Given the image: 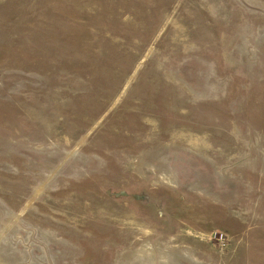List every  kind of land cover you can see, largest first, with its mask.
Listing matches in <instances>:
<instances>
[{
	"label": "rangeland",
	"instance_id": "obj_1",
	"mask_svg": "<svg viewBox=\"0 0 264 264\" xmlns=\"http://www.w3.org/2000/svg\"><path fill=\"white\" fill-rule=\"evenodd\" d=\"M0 264H264V0H0Z\"/></svg>",
	"mask_w": 264,
	"mask_h": 264
},
{
	"label": "bare ground",
	"instance_id": "obj_2",
	"mask_svg": "<svg viewBox=\"0 0 264 264\" xmlns=\"http://www.w3.org/2000/svg\"><path fill=\"white\" fill-rule=\"evenodd\" d=\"M141 261V260H140Z\"/></svg>",
	"mask_w": 264,
	"mask_h": 264
}]
</instances>
